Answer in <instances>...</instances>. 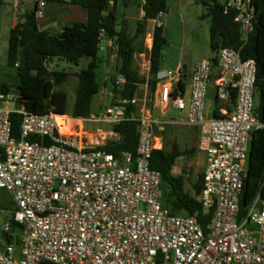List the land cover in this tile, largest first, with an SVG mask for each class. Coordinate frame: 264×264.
Instances as JSON below:
<instances>
[{
	"label": "built area",
	"instance_id": "2783aa9c",
	"mask_svg": "<svg viewBox=\"0 0 264 264\" xmlns=\"http://www.w3.org/2000/svg\"><path fill=\"white\" fill-rule=\"evenodd\" d=\"M9 1L19 21L35 12L40 22L57 0ZM139 3L144 18L147 0ZM226 8L236 11L235 23L247 41L255 30L251 1L230 0ZM147 39L151 51L154 32ZM107 49L118 61L117 47L102 30L99 50ZM217 60V74L212 60L195 66L189 98L177 72L167 74L159 92L164 110L173 105L187 114L188 126L200 129L206 166L198 200L206 213L213 211L209 235L196 215L174 216L164 208L161 177L151 168L154 153L164 150L155 133L162 122L146 113L127 119L126 105L137 109L136 98L85 120L54 111L31 114L18 107L17 91H0V190L15 205L1 228L0 264H264V201L257 199L240 218L252 135L264 129L256 115L257 64L231 48L220 50ZM212 79L219 103L234 100L221 119L206 116ZM125 84L123 76L116 78V86ZM13 114L22 117L19 138L13 136ZM127 121L137 125L135 158H117L81 138L84 124Z\"/></svg>",
	"mask_w": 264,
	"mask_h": 264
},
{
	"label": "trees",
	"instance_id": "16d2710c",
	"mask_svg": "<svg viewBox=\"0 0 264 264\" xmlns=\"http://www.w3.org/2000/svg\"><path fill=\"white\" fill-rule=\"evenodd\" d=\"M5 0H0V5ZM120 1L127 8L134 0H57V3H68L71 7L81 8L86 16L83 22H73L57 33L44 31L36 18L35 12L23 16L11 30L8 41V66L16 71L19 83L16 91L20 95L18 107L24 108L34 115H45L51 111L64 113L56 108L65 107L68 96L59 90L69 79L66 71L51 68L54 61L68 63L78 67L80 61L89 59L91 62L78 75L75 103L71 117L76 119L95 118L92 112V103L99 95L104 84L100 80L98 70L104 58L99 54V38L104 30L106 37L114 42L118 52L117 77L126 79L124 86L113 87L116 100L132 101L139 95L140 86L148 83L151 94L155 93L159 83L160 66L164 59V50L167 46L164 26L154 29L153 47L150 51L151 79H143L135 66L136 55L143 53L142 43H138L140 35H144L146 25L167 11L168 0H147L144 7L145 16L142 22L137 23L134 36L130 32L129 24L119 14ZM255 14L254 33L246 41L238 24L235 23L236 11L226 8L227 4L219 0H200L206 8L207 14L203 18H210V49L215 55L212 60L214 68L218 65L217 55L224 48L240 51L242 60H254L257 64L256 83V115L264 124V0H250ZM116 77V78H117ZM184 91V84L179 83ZM0 91H12L7 85H0ZM213 117L221 119L218 101ZM234 104V100L230 101ZM231 111V109H229ZM136 113V108L126 105L125 117L130 119ZM13 136L19 138L22 117L13 114L11 117ZM121 140L106 146L105 152L121 157L130 153L135 158L137 154V125L127 121L115 127ZM38 141V139H32ZM194 154L191 150L182 151L179 145L174 144L170 151H156L151 160V168L161 177L163 191L162 204L174 216L196 215L206 235L210 233L213 220V211L206 213L199 196L203 190V174L199 177L193 190L188 191L187 180L183 176H175L174 169L177 161ZM259 199L264 201V129L252 135L246 170L243 176V191L240 198L241 219H243L251 205ZM0 214V235H1ZM14 231L16 225L13 226ZM19 238V237H18ZM19 244V239H18Z\"/></svg>",
	"mask_w": 264,
	"mask_h": 264
},
{
	"label": "rangeland",
	"instance_id": "374dc122",
	"mask_svg": "<svg viewBox=\"0 0 264 264\" xmlns=\"http://www.w3.org/2000/svg\"><path fill=\"white\" fill-rule=\"evenodd\" d=\"M139 0H134L129 8L122 6L120 1L119 14L123 20L129 23L130 32L132 36L136 34L137 23L142 22L141 8ZM72 10H75L73 16ZM207 14L206 8L200 3V0H168L167 11L160 16L157 21L164 26L165 38L167 46L164 50V60L160 66V76H163L161 82H165L168 73H176V65L182 61L189 69L202 58L205 54L211 56L210 49V18H203ZM85 12L81 8L71 7L68 3H57V5H49L47 9V16L44 21L40 22V27L44 31L57 33L63 28L69 26L73 22H81L85 20ZM14 11L12 3L5 0L0 5V85H7L15 92L19 83L16 71L10 69L8 66V41L10 32L13 29ZM73 18V20H71ZM153 29V23L149 22L145 27L144 35H140L138 43H142L144 55H139L138 59L141 61L138 67L142 78H151L150 69L148 65L149 59V42L147 34ZM147 49V50H146ZM100 58H104L100 64L98 73L100 80L104 84L102 92L95 96L92 103V112L94 117L101 116L106 109L115 105L118 100L113 94L114 81L117 73V60L107 57V52H101ZM107 60L105 61V58ZM111 59V60H110ZM89 59L80 61L78 67L72 66L68 63L54 61L53 70L66 71L69 74L67 82L59 88L60 91L65 92L68 96V102L65 107L56 108L59 112H64L65 115L71 117L73 105L75 103L76 89L78 87V73L86 69L90 64ZM115 65V66H113ZM190 75V74H189ZM190 79V76H188ZM109 86V88H107ZM214 79L209 84V92L207 96V109L214 112L217 108L215 100ZM138 97L139 101L144 100L145 113L151 116L156 121H161L169 126L156 127L158 137L164 142V148L167 151L172 149L174 144H179L180 149L192 147L190 136L184 132V128L178 125L175 121H182L183 115L175 110L172 105L169 106L167 114H163L161 107H156V98L152 95L150 89L147 93L144 91ZM142 104V105H141ZM138 104L137 109L141 114L143 102ZM61 113V112H60ZM87 131L93 132L91 142L94 146L106 147L115 145L117 141L115 135H108V125L100 123H88L85 125ZM118 137V136H117ZM120 138V135H119ZM187 142V144H186ZM205 156L194 154L193 156L184 157L180 159L174 169L175 176H183L187 180V190L192 191V186L197 183L199 177L204 173ZM15 211V205L9 196L3 190H0V214H1V228L2 225L12 219ZM17 253H19V246L16 245Z\"/></svg>",
	"mask_w": 264,
	"mask_h": 264
},
{
	"label": "crops",
	"instance_id": "0c3cea01",
	"mask_svg": "<svg viewBox=\"0 0 264 264\" xmlns=\"http://www.w3.org/2000/svg\"><path fill=\"white\" fill-rule=\"evenodd\" d=\"M221 3H223V4H228L229 2H230V0H219ZM49 5H57V3L56 2H50L49 4H48V6H47V9H48V7H49ZM131 5V4H130ZM129 5V6H130ZM140 5V4H139ZM127 8H129V7H127ZM140 8H141V6H140ZM47 9H46V11H45V18H46V16H47ZM13 11H14V18H13V22H12V24H13V29L16 27V25L19 23V15L17 14V12H15V10L13 9ZM72 14H73V16L75 15V10H72ZM141 18V20H143V16H142V9H141V16H140ZM45 18L43 19V20H41V21H44L45 20ZM71 20H73V18H71ZM40 21V22H41ZM85 21V20H84ZM76 22H78V21H76ZM81 22H83V21H81ZM152 23H153V29L150 31V32H148V33H151V32H154V29L156 28V27H159V26H161L162 24L161 23H159L157 20H154V21H151ZM150 22V23H151ZM128 23V22H127ZM157 23V24H156ZM129 24V23H128ZM148 35V34H147ZM147 50V49H146ZM148 51V53H149V59H148V65H149V69H150V67H151V61H150V51L149 50H147ZM142 54H144V53H142ZM142 54H138V55H136V58H135V66H136V69H137V71H138V73H139V75L141 76V73L139 72V69H138V67H140V65H141V61H139V55H142ZM110 55H111V52H110V50L108 51V49H107V57H110ZM144 55H142V57H143ZM107 57L105 58V61L107 60ZM214 57H215V55L212 53V55L211 56H209V55H207V54H205L202 58H200V59H198V61L191 67V69H189L182 61H179L178 63H177V67H176V72L177 73H179L180 74V77H181V81H182V83L184 84V92H185V94H186V98H189V93H190V79H188V76H190V78H191V76H192V73H193V71H194V68H195V66L199 63V62H201V61H206V60H213L214 59ZM111 59H114L113 57H111ZM110 59V60H111ZM164 60V59H163ZM118 63V62H117ZM113 66H115V65H113ZM117 67H118V64H117ZM214 73L215 74H217V67H215V69H214ZM190 74V75H189ZM116 77H117V75H116ZM158 78H159V83L157 84V87H156V90H155V93H154V96H155V98H156V102H155V105L154 106H156V107H161V105L159 104V92H160V89H161V87L165 84V82H166V79H165V82H161V79L163 78V76H160V74H159V76H158ZM116 79V78H115ZM143 79H145L146 81H149L151 78L150 77H147V78H143ZM107 88H109V86L107 87ZM148 90H149V86H148V83H146V84H144V85H142V86H140V88H139V95H138V97L142 94L141 92L142 91H144L145 93H147L148 92ZM103 93V92H102ZM138 97L136 98L137 100H138ZM139 101V100H138ZM143 102V107H142V110H141V113H145V109H144V100L143 101H139V104H141ZM142 105V104H141ZM233 105L234 104H231L230 102H226V103H218V106H219V113L221 114V115H223V113L221 112L222 111V109L224 108V109H227V111H229V112H231L232 110H233ZM172 107H173V105H172ZM162 108V107H161ZM174 108V107H173ZM163 109V114L165 115V114H167V110H164V108H162ZM229 109H231V111L229 110ZM137 111H136V113H140V112H138V109H136ZM181 115H183L184 117H183V119H182V121H175V122H177L178 123V125H180L181 127H183L184 128V132L185 133H187V135L188 136H190V142H191V144H192V147H186L185 149H181L182 151H185V150H191V151H193L194 152V154H197L198 152L200 153V154H202L200 151H199V142H200V129L199 128H192V127H190V126H188L187 125V114L186 113H181V112H179ZM213 114H214V112H211L210 111V109L208 110H206V116H207V118L208 119H212V118H214L213 117ZM100 115H102V114H100ZM149 115V114H148ZM85 125L86 124H84L83 125V134H82V136H81V138H83V140L85 141V143H86V146H88V147H99V146H94V144H93V142H91V137H92V135H93V132L91 133L90 131H87L86 130V128H85ZM159 127H166V126H169L168 124H165V123H163L162 122V124L161 125H158ZM158 126H156V127H158ZM115 127L116 126H110V125H108V132H110V134H108V135H115L114 136V138L116 137V139H117V141H120L121 140V136H120V138H119V134H117L116 133V131H115ZM113 132V133H112ZM112 133V134H111ZM155 133H156V135L158 136V132H157V129L155 128ZM118 136V137H117ZM160 138V137H159ZM162 140V139H161ZM163 141V140H162ZM180 144V143H179ZM178 144V145H179ZM186 144H187V142H186ZM163 145H164V142H163ZM193 154V155H194ZM192 155V156H193ZM204 155V154H203ZM205 156V155H204ZM186 157H188V156H186ZM184 157H182V158H180V159H183ZM179 159V160H180ZM178 160V161H179ZM178 161H177V163H178ZM177 165V164H176ZM204 166H206V158H205V165ZM204 170H205V167H204ZM174 173V172H173Z\"/></svg>",
	"mask_w": 264,
	"mask_h": 264
},
{
	"label": "water",
	"instance_id": "95a60500",
	"mask_svg": "<svg viewBox=\"0 0 264 264\" xmlns=\"http://www.w3.org/2000/svg\"><path fill=\"white\" fill-rule=\"evenodd\" d=\"M257 208H258L259 210H261L262 205H261V204H258V205H257Z\"/></svg>",
	"mask_w": 264,
	"mask_h": 264
},
{
	"label": "bare ground",
	"instance_id": "6f19581e",
	"mask_svg": "<svg viewBox=\"0 0 264 264\" xmlns=\"http://www.w3.org/2000/svg\"><path fill=\"white\" fill-rule=\"evenodd\" d=\"M64 131H66V130H64Z\"/></svg>",
	"mask_w": 264,
	"mask_h": 264
}]
</instances>
